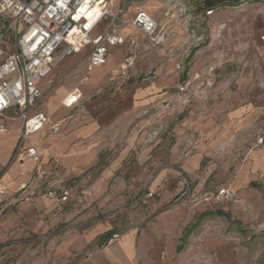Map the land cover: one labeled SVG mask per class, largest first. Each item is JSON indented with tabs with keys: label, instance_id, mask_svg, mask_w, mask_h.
<instances>
[{
	"label": "rangeland",
	"instance_id": "374dc122",
	"mask_svg": "<svg viewBox=\"0 0 264 264\" xmlns=\"http://www.w3.org/2000/svg\"><path fill=\"white\" fill-rule=\"evenodd\" d=\"M204 1L115 0L116 9L128 7L126 19L138 12L152 16L169 33L167 43L154 45L138 35L137 58L125 82L110 71L127 56V45L110 51L104 82L92 83L106 66L87 74L91 83H80L84 52L64 56L42 80L43 96L34 111L49 113L50 119L74 116L89 101L125 86L134 115L122 135L96 152L91 166L76 169L69 179L42 153L47 168L42 160L37 163L19 195L35 214H24L15 232L0 229V264H77L93 246L66 258L64 243L76 242L99 222L109 223L118 236L108 242L105 256H115L122 235L136 228L132 258H117L115 264H148L149 259L158 264H264V0H227L213 12ZM58 88H79L84 104L65 108L64 98L56 97ZM37 139L31 135L24 142ZM191 156L198 166L185 174L181 163ZM108 170L106 189L96 193L93 185ZM164 171L166 176L180 172L181 188L165 206L156 205L157 190L141 204L137 199L147 184ZM60 188L68 192L65 201ZM111 190L119 192L118 201L102 205ZM223 190L231 197L215 202ZM10 207L0 218L15 214ZM177 209L184 214L178 237L153 220L158 212ZM217 211L219 216L213 214ZM145 238L150 242L146 257Z\"/></svg>",
	"mask_w": 264,
	"mask_h": 264
},
{
	"label": "built area",
	"instance_id": "2783aa9c",
	"mask_svg": "<svg viewBox=\"0 0 264 264\" xmlns=\"http://www.w3.org/2000/svg\"><path fill=\"white\" fill-rule=\"evenodd\" d=\"M127 8L116 9L115 0H0V119H20L22 137L41 130L48 118L29 113L42 99L40 83L64 56L84 52L86 72L90 73L106 64L111 49L127 45V56L110 74L123 82L129 80L128 70L137 58V36L164 45L166 32L144 12L131 20L124 18ZM101 25L104 27L97 34ZM79 97L76 90L62 104L70 108ZM51 130L57 133L59 125H52ZM5 132L6 126L0 125V133ZM41 157L35 149L15 154L18 161L31 159L34 163ZM59 191L65 201L68 192L64 188ZM154 194L145 191L137 200L146 204ZM4 195L0 187V197ZM230 197L229 190H223L214 201L220 203Z\"/></svg>",
	"mask_w": 264,
	"mask_h": 264
},
{
	"label": "crops",
	"instance_id": "0c3cea01",
	"mask_svg": "<svg viewBox=\"0 0 264 264\" xmlns=\"http://www.w3.org/2000/svg\"><path fill=\"white\" fill-rule=\"evenodd\" d=\"M141 37L146 39V37L142 35ZM168 38L169 33H166L164 45L167 43ZM109 53L107 56V61ZM106 64L104 66H106ZM109 67L110 66H106V69L103 71L101 76L92 81V83L101 81L104 82ZM87 74L88 73L86 72L85 66V74L81 77L80 83H91ZM60 78L61 77L56 79L54 82H57ZM48 81L51 82V80ZM109 82H113V79L110 78ZM76 90L80 94V97L77 102L72 107H70L73 109L81 104H84L82 101V93L80 92L79 88H73L71 91L60 90L58 88L56 97L59 96L60 98L65 99L67 96L73 94ZM117 91L118 92H114L111 95L96 97L95 99L86 103V107H83L81 110H79L77 114L67 118L57 119L55 117V119H50L49 113L46 114L41 111L35 112L33 109L30 111L29 116H33L38 113L43 114L48 118V122L43 125L41 130L26 137L21 136L22 121L20 119H0V125H5L7 128V132L0 133V187L5 190V195L0 197V216L2 217L4 213H7L6 211L11 208L10 206L14 207L15 209L14 215L8 214L9 216L7 217L9 218H0V229L4 230L5 232H15V230L22 226L21 222L23 220L24 214L27 216L29 210L32 215L35 214L28 201L22 202V199H20L19 195L21 194L22 196L23 187L26 185V182L31 177V175L36 171L37 163H34L31 159H25L23 161L16 160L14 157L16 152H24L28 149H35L40 154L43 153L50 155L53 158L50 166L54 164L56 165L57 163L59 166L58 172L65 176L66 179L74 176L76 169L84 170L87 166H91L93 164L91 162L94 161L96 152L105 148V146H107L108 143L111 142L115 137L122 135L128 128L129 119L133 118L134 111L131 101L129 100L130 94L128 91V86L122 87L120 90L117 89ZM12 124H16V126L11 127ZM54 124L59 125V130L57 133H55V135L52 136L50 135L52 132L51 127ZM31 135L38 137L36 142L25 143L24 140H26L27 137H30ZM47 135H50V138H48ZM42 159L43 157H41L39 162H41ZM196 162H198L196 157L191 156L184 159L181 163V167L183 168L182 172L185 174H193L194 168L198 166V164L196 165ZM44 164L46 166V163L44 160H42L41 165L44 166ZM171 172L172 173L166 176L167 173L164 171L147 184L145 191H160V197L156 202L157 206H165L168 201L173 198V196H175L177 190L182 186V180L179 177L180 172ZM109 174V170L103 172L102 177L98 179V181L93 185V190H95L96 193L100 188L104 189L105 187L106 189L105 181ZM129 175L130 174L127 172L124 174V176H122V178L126 179ZM96 193L95 195H97ZM118 199L119 192H113L111 190L110 194L100 202L102 205H107L117 202ZM30 200L32 201V199ZM120 200L124 201L125 198ZM34 201L37 203L41 202L39 198H35ZM51 203L52 201H50V204ZM183 215L184 214L180 209L163 211L158 212L153 220L157 218L161 220L164 224V226L162 225L163 230H166L165 232H172L173 236L178 237V234L175 231L179 232L184 228ZM7 221L8 224H10L9 226H11L10 228L5 226ZM110 229L111 226L107 222L96 223L92 228L86 231L84 230L82 235H78L76 242L72 241L73 243L70 244L64 243L63 246H67L69 250L66 253V256H64L65 254L63 256L69 258L72 251H75L77 254L82 253L84 250H86L88 245H91L93 247L90 248L89 252L87 251L85 253V256L79 260L77 264H115L117 258L122 261H126V258H132V245L135 238L136 228L129 229L122 235V238L120 239V247L115 256H113L111 253H108L107 256L104 255V253L109 250L111 242L103 247L92 245L99 235L109 231ZM143 244V255L146 257L150 253V242L145 238ZM155 246L157 247L156 244ZM161 254L162 252L157 256L158 261H160L162 258ZM101 256L102 258L99 259ZM148 264L158 263L155 261H150L149 259Z\"/></svg>",
	"mask_w": 264,
	"mask_h": 264
},
{
	"label": "trees",
	"instance_id": "16d2710c",
	"mask_svg": "<svg viewBox=\"0 0 264 264\" xmlns=\"http://www.w3.org/2000/svg\"><path fill=\"white\" fill-rule=\"evenodd\" d=\"M259 1H262V0H259ZM229 4V2L227 0H205L204 1V8L208 11V12H213L214 9L217 7V6H224V5H227ZM215 215H220V213L217 211V213H213ZM212 213H209V214H204L202 215L203 216H212L213 215ZM196 226V224L193 225L192 228L188 229L187 232H186V235L183 236L181 239L182 240H186V238L189 236V234L191 233L192 229ZM116 235L115 234V229L114 228H111L109 231L99 235L97 238H96V241H97V245L98 247H103L105 246L112 238L113 236ZM182 248V246L180 247V249Z\"/></svg>",
	"mask_w": 264,
	"mask_h": 264
}]
</instances>
